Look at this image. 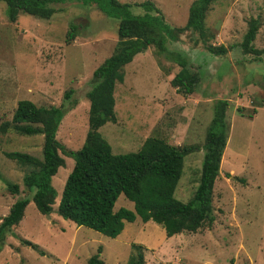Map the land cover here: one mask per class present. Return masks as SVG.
Wrapping results in <instances>:
<instances>
[{
  "label": "rangeland",
  "instance_id": "374dc122",
  "mask_svg": "<svg viewBox=\"0 0 264 264\" xmlns=\"http://www.w3.org/2000/svg\"><path fill=\"white\" fill-rule=\"evenodd\" d=\"M148 1L166 24L178 28L184 25L193 0ZM4 7L0 3V125L10 120L18 101L59 107L65 103L63 94L72 90L77 102L64 112L55 139L67 150H78L88 129L85 94L91 73L110 55L117 21L93 7L71 3L46 20L20 14L9 22ZM249 19L260 23L252 45L264 49V0H217L209 7L204 25L213 38L208 43L222 45L226 49L222 57L210 56L199 42L194 44L196 35L189 32L168 45L182 53L199 76L191 95L176 93L169 85L179 68L153 47L134 56L123 69L122 83L114 86L115 122L97 130L112 154L135 152L149 137L175 147L195 146L183 160L173 193L185 203L197 184L213 105L226 101L227 137L212 186L210 224L196 233L170 238L158 225L138 219L125 224L114 239L76 227L55 212L73 165L59 152L63 165L50 180L56 193L51 213L43 216L29 202L18 225L4 238L0 264H85L97 251L103 264H127L136 251L143 264H264V61L254 62L238 47ZM70 25L76 26V35L66 42ZM41 145L40 135L0 132V218L15 200L30 197L22 184L27 168L7 160L3 153L40 158ZM7 184L17 186L16 195L6 189ZM118 208L132 210V204L120 195L113 210ZM18 239L36 244L45 255L39 256Z\"/></svg>",
  "mask_w": 264,
  "mask_h": 264
},
{
  "label": "trees",
  "instance_id": "16d2710c",
  "mask_svg": "<svg viewBox=\"0 0 264 264\" xmlns=\"http://www.w3.org/2000/svg\"><path fill=\"white\" fill-rule=\"evenodd\" d=\"M216 1L193 0L184 25L177 28L166 24L163 14L148 0L139 3H120L117 0H0L9 22H15L20 14L46 20L60 11V6L71 3L93 7L105 17L117 21L113 49L91 73L85 94L88 129L78 150H67L55 139L64 112L74 108L77 102L72 90L63 94L65 103L59 107H37L27 100L18 101L10 120L1 123V133L11 131L27 137L40 135L42 145L40 158L20 152L3 153L7 160L27 168L22 184L30 197L15 200L7 214L0 218V251L5 236L18 225L29 202L39 214L48 216L51 213L56 193L50 180L63 165L59 152L70 158L73 165L64 181L55 212L76 227H85L114 239L125 224L138 219L141 223L158 225L165 238H170L181 233H196L203 224L212 222V186L227 137L226 101L219 100L213 105V116L204 136L199 177L191 198L185 203L176 200L173 193L182 174L183 160L196 149L195 146L175 147L162 139L149 137L135 152L112 154L110 146L97 130L107 122H115L114 86L122 83L124 67L148 47H153L179 68L169 83L176 93L186 96L195 92L198 74L190 70L182 53L169 49L168 45L176 42L181 33L189 32L196 35L194 44L199 42L210 56L222 57L226 49L222 45L208 43L213 35L204 25L209 7ZM259 25L256 19H249L238 46L242 54L253 56L254 62L264 61V49H256L252 45ZM75 30V25L69 26L66 42L74 38ZM236 111L239 113L238 109ZM6 189L11 194L18 192L16 185L7 184ZM120 195L131 202L132 210H113ZM18 241L39 256L45 255L36 244L23 239ZM99 253L91 255L85 264H103ZM127 264H143L141 253L136 251Z\"/></svg>",
  "mask_w": 264,
  "mask_h": 264
}]
</instances>
